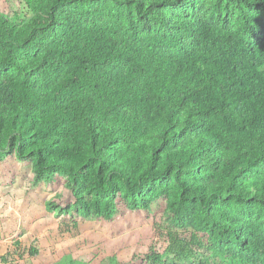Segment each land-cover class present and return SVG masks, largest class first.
I'll return each mask as SVG.
<instances>
[{
    "label": "trees",
    "instance_id": "trees-1",
    "mask_svg": "<svg viewBox=\"0 0 264 264\" xmlns=\"http://www.w3.org/2000/svg\"><path fill=\"white\" fill-rule=\"evenodd\" d=\"M20 1L28 19L0 13V151L67 178L69 229L152 211L178 262L264 264V0Z\"/></svg>",
    "mask_w": 264,
    "mask_h": 264
},
{
    "label": "rangeland",
    "instance_id": "rangeland-1",
    "mask_svg": "<svg viewBox=\"0 0 264 264\" xmlns=\"http://www.w3.org/2000/svg\"><path fill=\"white\" fill-rule=\"evenodd\" d=\"M13 12L24 20L31 15L20 0H0V13L11 17ZM72 191L63 175L40 176L31 156L0 151V264H110L112 256L121 264H145L141 255L151 244L160 264H239L211 257L203 247H193L185 261L178 262L152 211L123 208L112 221L78 218L76 228L69 229L77 209ZM164 208L162 200L159 209ZM31 247L36 254L30 255Z\"/></svg>",
    "mask_w": 264,
    "mask_h": 264
}]
</instances>
